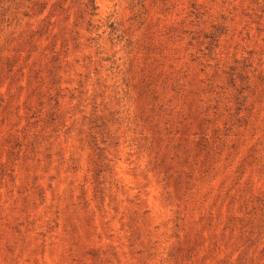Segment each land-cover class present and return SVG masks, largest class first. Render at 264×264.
<instances>
[{
    "label": "rangeland",
    "instance_id": "obj_1",
    "mask_svg": "<svg viewBox=\"0 0 264 264\" xmlns=\"http://www.w3.org/2000/svg\"><path fill=\"white\" fill-rule=\"evenodd\" d=\"M0 264H264V0H0Z\"/></svg>",
    "mask_w": 264,
    "mask_h": 264
}]
</instances>
